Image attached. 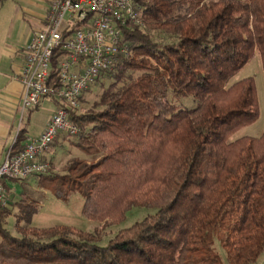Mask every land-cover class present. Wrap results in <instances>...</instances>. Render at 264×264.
Listing matches in <instances>:
<instances>
[{"label":"trees","instance_id":"obj_1","mask_svg":"<svg viewBox=\"0 0 264 264\" xmlns=\"http://www.w3.org/2000/svg\"><path fill=\"white\" fill-rule=\"evenodd\" d=\"M132 2L141 25L121 27L128 55L97 80L111 81L94 109L71 116L78 134L63 135L94 160L75 158L39 182L62 201L78 192L91 221L156 212L100 247L72 227H20L37 213L21 197L18 237L0 207V264H222L217 246L227 264H257L264 253V131L232 138L259 117L256 87L250 77L230 82L255 51L264 74V0ZM171 95L196 106L178 108Z\"/></svg>","mask_w":264,"mask_h":264},{"label":"built area","instance_id":"obj_2","mask_svg":"<svg viewBox=\"0 0 264 264\" xmlns=\"http://www.w3.org/2000/svg\"><path fill=\"white\" fill-rule=\"evenodd\" d=\"M126 24L141 25L132 0H50L43 25L23 49L17 78L23 89L21 112L45 99L56 108L43 132L16 153L9 151L0 165V207L10 205L7 182L46 173L49 164L43 157L54 140L78 134L70 118L79 99L120 56L128 55L121 42Z\"/></svg>","mask_w":264,"mask_h":264},{"label":"rangeland","instance_id":"obj_3","mask_svg":"<svg viewBox=\"0 0 264 264\" xmlns=\"http://www.w3.org/2000/svg\"><path fill=\"white\" fill-rule=\"evenodd\" d=\"M29 0H18V5L27 6ZM38 2V0H31ZM34 6V4H33ZM30 9V8H29ZM14 3L11 0L0 3V42L5 38L10 44L7 47L12 48L20 40L28 35V32L33 29V24L30 18L25 14L23 22L13 21ZM25 12V11H24ZM157 38L164 40L162 34L157 33ZM253 78L256 87V96L259 109V117L255 123L243 128L237 132L232 138L239 137H259L264 131V74L262 71L261 58L257 51L250 61L241 68L237 74L231 79V83L237 82L245 78ZM103 80V79H102ZM110 79H105L100 86L99 83L92 85L88 91H86L82 97L77 111L75 114H82L94 109V105L99 101L100 95L108 84ZM172 104L178 108L191 109L196 106V101L192 96L187 97H169ZM49 99L43 100L37 107L29 108L22 114L17 110L16 112V125H19L27 130L28 135H38L43 123L52 114L54 107ZM63 136V135H61ZM67 139V144L62 148L59 146L62 144V139ZM59 137L55 142L51 150V156L54 157L55 170H52L49 166L48 171L40 175H30L23 179L11 180L13 192H9L10 195V209L11 214L6 218L4 228L13 236L18 237L19 234L16 231V219L15 215L18 212L16 207L17 202L21 197H26L29 201L36 204L37 213L32 216L30 224L21 223L22 228H50L56 226H68L75 228L82 232H88L97 235L96 245L104 247L107 243L121 230L131 227L134 223L141 221L142 219L153 215L156 210L152 208H132L125 216V219L119 223H113L110 220L107 221H91L83 217L81 214L82 205L84 202L83 197L78 192H72L68 195L66 201L59 200L53 196L51 191L43 186L40 182V176L49 174L62 175L69 163L77 158L83 161H92L94 158L89 157L79 150L70 146L69 142L73 139L66 138L65 136ZM1 242V239H0ZM216 251L220 254L222 264H227L225 254L219 246L216 247ZM257 264H264V253L258 260Z\"/></svg>","mask_w":264,"mask_h":264},{"label":"crops","instance_id":"obj_4","mask_svg":"<svg viewBox=\"0 0 264 264\" xmlns=\"http://www.w3.org/2000/svg\"><path fill=\"white\" fill-rule=\"evenodd\" d=\"M7 1V0H6ZM14 3L13 21L23 22L24 16L27 15L33 24L32 31L20 40L12 48L7 47L10 44L5 38L0 42V165L4 162L7 153L11 150L18 132L24 130V141L38 137L44 130L46 123L53 114L56 104L52 101L54 110L52 114L45 120L38 135L30 136L27 130L22 128L19 123L16 125V112H21L22 86L18 80V72L21 66L22 53L25 46L30 42L32 35L37 31L44 22V16L48 10L50 0L28 1V5H18V0H11ZM24 0H22V3ZM34 4V6H33ZM30 8V9H29ZM25 11V12H24ZM61 137V136H59ZM59 146L62 148L67 144V140H62ZM51 146L49 152L43 157L52 170H55L54 157L51 156ZM8 192H13L12 183L6 184Z\"/></svg>","mask_w":264,"mask_h":264}]
</instances>
